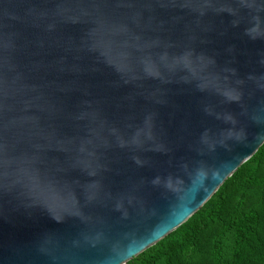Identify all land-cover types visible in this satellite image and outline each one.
Segmentation results:
<instances>
[{
	"label": "water",
	"instance_id": "water-1",
	"mask_svg": "<svg viewBox=\"0 0 264 264\" xmlns=\"http://www.w3.org/2000/svg\"><path fill=\"white\" fill-rule=\"evenodd\" d=\"M264 145V0H0V264H127Z\"/></svg>",
	"mask_w": 264,
	"mask_h": 264
},
{
	"label": "trees",
	"instance_id": "trees-1",
	"mask_svg": "<svg viewBox=\"0 0 264 264\" xmlns=\"http://www.w3.org/2000/svg\"><path fill=\"white\" fill-rule=\"evenodd\" d=\"M127 264H264V145L185 224Z\"/></svg>",
	"mask_w": 264,
	"mask_h": 264
}]
</instances>
